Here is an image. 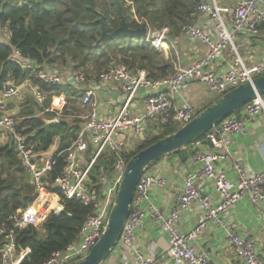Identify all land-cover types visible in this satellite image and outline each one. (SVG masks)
<instances>
[{
    "label": "built area",
    "instance_id": "1",
    "mask_svg": "<svg viewBox=\"0 0 264 264\" xmlns=\"http://www.w3.org/2000/svg\"><path fill=\"white\" fill-rule=\"evenodd\" d=\"M198 1L197 12L192 15L194 19L180 27V34L206 45L207 52L202 58L187 67L177 69L168 77L156 80L150 79L145 70L133 72L121 65L113 66L95 78L105 83L118 84L122 102L117 112L110 111L104 117L100 115L95 91L88 86L84 72L72 75L73 82L69 80L84 91V110L75 114V118L81 120L80 130L65 152L66 164L63 171L51 186L60 190L65 198L80 201L91 212L86 217L77 240L66 249L54 253L44 264H72L86 256L100 239L129 161L126 157V153L130 151L126 140L128 130L132 129L136 136H141L145 134L146 126L163 129L173 125L179 129L190 122L198 114V110L188 102L177 106L175 98L192 82H200L210 92L222 96L264 73V62L248 66L234 42L238 33H264V0H237L233 9L220 6L217 0ZM198 13L208 15L215 22V32L195 21ZM169 36L168 27L149 29L145 41L163 50ZM226 51H230L226 68L216 69V61L223 60ZM9 60L22 69L33 71L38 79L46 83L67 82L60 69L38 64L26 58L17 48H14ZM22 83L10 82L0 92V135L7 138L21 166L29 175L35 199L28 207L18 209L9 216L11 226L8 223L0 225V264H20L31 252L29 247L18 250L17 230L29 225L37 226L47 214H61L64 211V204L49 189L48 176L55 164L53 155L46 160L44 152L35 150V146L28 142V137L18 128L19 118L16 112L9 107L11 100L22 97L25 86ZM141 89L149 93L143 103V112L135 114L132 106ZM32 90L37 103L43 106L47 101L46 92L35 85ZM48 110L56 114L54 120L58 122L59 117L64 112L72 111V108L65 95H55ZM261 113H264V94L258 95L239 114L227 117L208 132L205 140L211 145L206 146L204 139L193 144L191 158L196 166L185 177L182 191L177 196V204L170 211L154 203H149L147 210L142 208V202L149 199L151 187L167 184L166 177L153 174L147 169L137 186L129 217L116 247L121 246L125 254H134L135 264H156L155 258L142 253L136 241V232L143 225L144 217L149 215L167 232L168 255L176 263L214 264L208 255L200 253L192 243L208 222L225 226L224 216L244 198L258 207L259 218L264 222V165L261 170H256L235 162L233 169L236 179L230 178L222 165L229 159L233 136L245 133L247 122ZM106 152L114 154L115 161L111 176L105 177L103 188L98 189L91 173L94 165ZM210 184L217 192L216 202L208 192ZM195 205L202 211L199 224L190 233L183 234L179 230L181 216ZM236 228L235 223L226 226L227 237L235 254L245 264H262L263 258L254 240L240 235L234 231ZM112 264H127V256L123 254Z\"/></svg>",
    "mask_w": 264,
    "mask_h": 264
},
{
    "label": "trees",
    "instance_id": "2",
    "mask_svg": "<svg viewBox=\"0 0 264 264\" xmlns=\"http://www.w3.org/2000/svg\"><path fill=\"white\" fill-rule=\"evenodd\" d=\"M198 5V0H0V26L8 31V39L0 41V92L10 82L19 84L30 79L33 85L46 92V108L55 95H65L72 108L55 123L48 122L56 117L55 113L49 112V119H46L32 106H24L17 114L20 118L18 128L36 151L47 152L59 138V146L52 157L55 164L48 179L49 189L64 204V211L50 213L41 228L29 225L17 230L18 250L31 249L20 264H44L54 253L66 249L77 240L91 209L76 199L65 198L60 190L51 186L63 171L65 152L80 130L81 120L75 118V114L84 110L78 101L81 90L69 81L46 83L33 71L22 69L9 60L14 48L38 64L50 68L63 66L61 68H68L72 75L84 72L87 82L116 65L133 72L145 70L152 80L165 78L174 73L172 60L166 59L163 52L147 43L145 38L117 36L98 46L102 27L97 20L103 17L108 33L114 32L125 20L132 29L144 25L156 30L168 27L171 35L180 33V27L194 19L192 15L197 12ZM156 129L157 133L146 135L126 153L128 160L178 127L169 125ZM192 147L190 144L173 154L189 156ZM114 161L115 156L110 152L97 161L91 178L98 189H102L103 184L97 176L101 170L109 172ZM34 199L30 177L13 148L9 144L0 146V225L8 223L11 226L9 216L28 207Z\"/></svg>",
    "mask_w": 264,
    "mask_h": 264
},
{
    "label": "crops",
    "instance_id": "3",
    "mask_svg": "<svg viewBox=\"0 0 264 264\" xmlns=\"http://www.w3.org/2000/svg\"><path fill=\"white\" fill-rule=\"evenodd\" d=\"M217 2L222 7L233 9L236 6L237 0H217ZM195 21L202 27L215 32V22L208 15L198 13ZM234 42L241 57L248 66H253L258 62H264V33L260 35L238 33L234 37ZM161 51L166 59L172 60L175 72L177 69L187 67L194 61L202 58L207 52V47L200 41L190 39L177 32L169 36L166 41V46ZM228 58H230V51H226V56L223 60L216 61V69L224 70L227 65L226 59ZM61 73L65 81H69L72 78V73L68 70L62 69ZM30 82V79L24 80L22 85ZM87 84L95 91V98L99 102L100 115L102 117L106 116L110 111H118L119 104L122 102V95L118 84L111 82L105 83L98 79L89 80ZM31 85L33 86L32 82ZM148 93L145 89H141L137 93L132 106L135 114H141L143 112V103ZM83 96L84 91L82 90L78 98L79 105L81 106ZM219 97L217 94L210 92L204 84L192 82L176 96L175 102L177 106H182L185 102L191 103L200 112ZM48 108L41 110L38 115L49 119L48 113L50 111ZM11 110L15 111L13 109ZM50 121L48 120V122ZM156 132L157 130L151 126H146L145 134L141 136H136L132 129L128 130L126 138L127 147L132 150L146 135L155 134ZM5 140L7 138L0 135V146L9 144L8 140ZM56 141L52 145V147L55 146V151L59 146V138ZM204 143L206 146L211 145L205 139ZM189 153V156H184V154L168 155L149 168V172L166 177L167 184L150 188L149 199L142 202V208L144 210H147L149 203H154L166 211H170L176 206L177 196L182 191L185 177L196 166L191 158V150ZM235 162H239L242 165H249L256 170L262 169L264 165V113L247 122V130L245 133L233 136L229 159L222 164L227 170L228 176L232 179L237 178L236 172L233 169ZM208 192L213 201L216 202L218 196L212 184L208 186ZM201 214L202 211L196 205L191 210L183 213L179 222V230L183 234H188L193 231L199 224ZM233 223L237 224V228L234 231L254 240L258 251L264 259V222L259 218L258 207L251 204L246 198L240 200L229 214L224 216L225 226H221L212 221L208 222L203 232L193 239V245L200 253L208 255L214 264H245L235 254L230 240L227 237L226 226H231ZM136 241L142 253L155 258L156 264H177L168 255L169 236L167 232L151 216L147 215L144 217L143 225L136 232ZM123 254L127 256V264H135L134 254H125L121 246L114 248L106 262L112 264L119 260Z\"/></svg>",
    "mask_w": 264,
    "mask_h": 264
},
{
    "label": "water",
    "instance_id": "4",
    "mask_svg": "<svg viewBox=\"0 0 264 264\" xmlns=\"http://www.w3.org/2000/svg\"><path fill=\"white\" fill-rule=\"evenodd\" d=\"M97 21L102 27L101 36L97 40L98 46L117 36L146 38L149 31L145 25L132 29L124 20L114 32L108 33L103 17ZM263 94L264 73L255 77L252 82L240 84L226 92L198 112L190 122L133 155L126 164L114 205L100 239L86 256L72 264H105L121 238L140 179L152 163L198 142L227 117L241 111L247 103ZM55 122L56 120L50 121V123Z\"/></svg>",
    "mask_w": 264,
    "mask_h": 264
},
{
    "label": "rangeland",
    "instance_id": "5",
    "mask_svg": "<svg viewBox=\"0 0 264 264\" xmlns=\"http://www.w3.org/2000/svg\"><path fill=\"white\" fill-rule=\"evenodd\" d=\"M7 39H8V31L3 26H0V41H3L4 42ZM56 67H57V69H60L61 72H62V69L63 68H61V67H63V66H61V67L56 66ZM64 69L70 71L68 68L67 69L64 68ZM90 80H93V78H91ZM51 101H50V103H51ZM24 106H32V107H34L35 109H37L38 114H39V112L41 110L46 109V107H45L46 104H44L42 106V105H39L37 103L36 98H35V96L33 94L32 85H30V83H27L24 86V90H23V93H22V97L17 98V99H14V100H11L10 101V105H9V107L11 109L15 110L16 115L19 112V110H21V108H23ZM19 122H20V118H19ZM157 132H158V130H157ZM5 141H7V140H5ZM54 149H55V146L54 147H51L49 151L44 152V154H43L44 159L47 160V159L51 158L52 155H53V153H54V151H55ZM96 166H97V163L94 165V168H96ZM112 167H113V165L111 166V169L109 170V172H106V171L101 170L100 175L97 176L98 179H99V182L102 183L105 177L111 176V174H112ZM47 216H48V214L44 218H42L43 220H41L39 223H37L38 228H41L42 227V225L44 224L43 221H46ZM262 264H264V259L262 260Z\"/></svg>",
    "mask_w": 264,
    "mask_h": 264
}]
</instances>
